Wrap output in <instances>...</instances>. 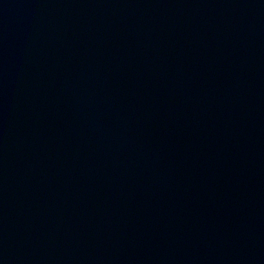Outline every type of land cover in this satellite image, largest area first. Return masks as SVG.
<instances>
[{"label": "water", "instance_id": "obj_1", "mask_svg": "<svg viewBox=\"0 0 264 264\" xmlns=\"http://www.w3.org/2000/svg\"><path fill=\"white\" fill-rule=\"evenodd\" d=\"M0 264H264V0H0Z\"/></svg>", "mask_w": 264, "mask_h": 264}]
</instances>
